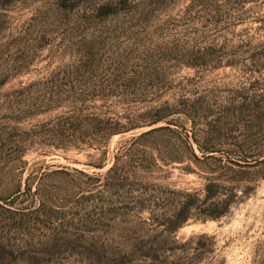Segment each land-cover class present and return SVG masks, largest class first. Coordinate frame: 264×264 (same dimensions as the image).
I'll use <instances>...</instances> for the list:
<instances>
[{"label": "rangeland", "instance_id": "obj_1", "mask_svg": "<svg viewBox=\"0 0 264 264\" xmlns=\"http://www.w3.org/2000/svg\"><path fill=\"white\" fill-rule=\"evenodd\" d=\"M0 264H264V0H0Z\"/></svg>", "mask_w": 264, "mask_h": 264}, {"label": "trees", "instance_id": "obj_2", "mask_svg": "<svg viewBox=\"0 0 264 264\" xmlns=\"http://www.w3.org/2000/svg\"><path fill=\"white\" fill-rule=\"evenodd\" d=\"M162 118H157L155 119L152 124L157 123L161 120ZM89 120H96V117H93L92 119ZM119 125V124H118ZM164 128H156L153 130H150L148 132L142 133L139 138H143L147 135L154 134L158 131H162ZM93 132L98 133V134H103L105 136H111L115 133H118V130L116 128H111V129H101V128H95ZM217 188L216 185L209 183L205 187L206 195L204 199V203H208L209 201L215 200L220 194V192H217L215 190ZM188 196L192 197L191 194H187ZM234 202L233 196H226V198H222L220 201L212 202L211 208L205 210L203 214L205 215V218H209L212 220H216L221 218L226 212L228 211L229 207L232 205ZM193 204H182L181 207L175 212L174 214V221H172V227L173 229H176L179 227L184 221H186L191 215V210Z\"/></svg>", "mask_w": 264, "mask_h": 264}]
</instances>
